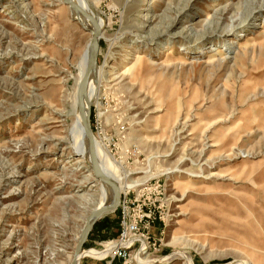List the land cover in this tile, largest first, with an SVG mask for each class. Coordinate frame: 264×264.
<instances>
[{"label":"rangeland","instance_id":"rangeland-1","mask_svg":"<svg viewBox=\"0 0 264 264\" xmlns=\"http://www.w3.org/2000/svg\"><path fill=\"white\" fill-rule=\"evenodd\" d=\"M88 1L92 129L124 187L79 264H264V0ZM90 44L64 0H0V264H69L101 199L63 132Z\"/></svg>","mask_w":264,"mask_h":264},{"label":"bare ground","instance_id":"bare-ground-1","mask_svg":"<svg viewBox=\"0 0 264 264\" xmlns=\"http://www.w3.org/2000/svg\"><path fill=\"white\" fill-rule=\"evenodd\" d=\"M75 1L78 4H80L85 10L89 11L90 13L93 12V5H92L93 3L90 4L91 5L90 6L88 0H75ZM154 1L155 0H152V2H154ZM148 10H150V8H148L147 11ZM73 13H74V19H76V21H79L84 26L92 27L91 21L88 18H86L85 16H83V15H81L75 11H73ZM152 16H153V14L147 13L146 19L150 20L152 18ZM252 24L255 25L256 22H252ZM88 32H89V37L91 40L93 33L90 30H88ZM234 42L239 43L240 41L234 40L232 43H234ZM211 46H214V47L212 48L209 46L210 50H208V51H216L219 49L217 46H215V44H211ZM166 50H167L166 54L171 55L174 52V45L173 44L169 45V48ZM89 51H90V46L88 48L86 56L83 58L82 63H81L80 75L82 76V79H83V76L85 75V72L87 70ZM141 58H143V54H141V53L135 54L134 57H132V58L128 57V59H137V60H140ZM127 66L128 65H126L125 67H127ZM126 69H128V68H126ZM99 78H101V75L99 73V66H98L95 73L91 77V80L89 83V100L91 103L96 101L98 94H100V92H101V89L99 91L100 84L98 86ZM77 86H78V81H77ZM70 116L74 117V122H73V125H71L70 127H67L63 131L64 132V139L70 146L73 147V150L76 152V154L78 156L77 157L78 162H86L87 161L86 163L89 164L90 152H89L88 137H87V133L85 132L82 116H81L80 111L78 109V100L76 99V97L73 100L72 111H71ZM57 118L58 117H56V119ZM58 120H59L58 122H63V120H60V119H58ZM81 134H82V138H80ZM95 148H96L97 157H98L99 164L101 166L102 171L109 178H111L114 181L117 188L114 189L108 182L102 180L101 178H98L95 175V172L92 171L93 169L90 167L89 171H90L91 176L95 175V177L97 178L96 182L99 185V190L101 192V199L94 205L93 214L88 218V222H87V224H86V226H85V228H84V230L80 236V240H81V237L84 234L86 228L89 226L90 221L93 219L94 215L97 214L99 211H101V209L104 206L113 203L117 197L116 191H118L120 193V190H122L124 187V184L121 183V173H120L119 169L116 166H114L113 163L107 158V155L101 150V148L99 147V144L97 143L96 140H95ZM84 196H85L84 194L80 195L81 198H83ZM107 212H110V211H107ZM107 212H105V213H107ZM78 238H79V236H78ZM80 240H79V242H80ZM78 245H79V243H78ZM78 245H77V248H78ZM77 248L75 249V252H73V255L70 259L69 264H79L80 260H81L80 258L82 256H85L86 254H93V253L97 252V250H90V251L82 252L83 249L80 252H77ZM101 253H103V252H101ZM245 264H250V263H245Z\"/></svg>","mask_w":264,"mask_h":264},{"label":"water","instance_id":"water-1","mask_svg":"<svg viewBox=\"0 0 264 264\" xmlns=\"http://www.w3.org/2000/svg\"><path fill=\"white\" fill-rule=\"evenodd\" d=\"M64 1L66 4L70 5L73 11L88 18L92 24V27L83 25V27L86 30L92 31L93 36H92L91 44H90L87 70L85 72V75L83 76V79L80 82L79 89H78V109L82 116L83 125L85 128V132L87 133V137H88L89 152H90L89 165L93 169V171L95 172V175L98 178H101L102 180L108 182L114 189H116L117 187L114 181L102 171L101 166L99 164V160H98L97 152L95 148V139H94V134H93V129H92V123H91L92 103L89 100V83H90L91 77L93 76V74L95 73L98 67V54H99V49H100L101 26L99 24V20L95 13L93 12L90 13L89 11L85 10L75 0H64ZM116 193H117V197L115 201L111 204L104 206L101 209V211L95 214L93 219L90 221L89 226L86 228L84 234L81 237V240L77 248V252H80L83 249V245L86 239L88 238L89 232L94 227L97 220L100 219L105 212L115 210L120 205L121 194L118 191H116Z\"/></svg>","mask_w":264,"mask_h":264},{"label":"built area","instance_id":"built-area-1","mask_svg":"<svg viewBox=\"0 0 264 264\" xmlns=\"http://www.w3.org/2000/svg\"><path fill=\"white\" fill-rule=\"evenodd\" d=\"M149 216H151V214L147 215V217ZM144 227L146 228L147 226L145 225ZM142 229H143L142 226L137 221L125 220L122 224V234L120 236V246L116 248L114 256L118 254L120 256L126 257L127 249L135 244V241H137L136 235L138 236V234L141 232Z\"/></svg>","mask_w":264,"mask_h":264}]
</instances>
